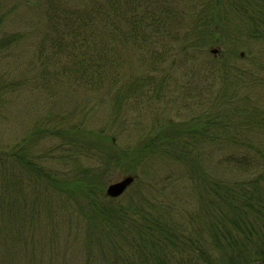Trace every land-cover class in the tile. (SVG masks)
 <instances>
[{
  "label": "trees",
  "instance_id": "1",
  "mask_svg": "<svg viewBox=\"0 0 264 264\" xmlns=\"http://www.w3.org/2000/svg\"><path fill=\"white\" fill-rule=\"evenodd\" d=\"M26 3L45 28L36 38L32 31H8L7 18L0 15V136L7 112L21 99H42L51 108L63 89L91 92L88 112L110 106L113 129L125 110L142 102L147 107L167 99L163 104L209 109L186 124L158 121L143 141L125 148L107 128H86L81 122L50 127L38 119L25 136L8 144L0 139V219H6L0 226V264H13L14 257L21 261L26 251L25 264L41 261L34 250L40 234L30 221L41 211L49 221L51 258L42 264L76 263L54 257L64 229L60 218H67L69 235L73 227L80 229L79 222L74 226L73 214H64L63 204L52 205L46 193L30 197L28 212L27 178L53 189L59 200L63 195L83 218V237L89 241L83 243L87 257L82 264H264V0H198L186 18L161 0ZM180 15L191 22L183 33L174 31ZM24 45H33L36 55L28 71L20 64L28 49ZM126 45L145 53L156 76L120 82ZM215 45L246 46L247 64L238 68L232 62L235 53L229 54L210 72L189 70L187 77L196 72L189 83L182 87L176 81L181 94H170L174 69L191 58L197 63ZM231 87L244 92L228 98ZM46 136L58 138L70 156L84 155L92 164L72 178L48 172L32 157L34 142ZM163 160L174 164L165 177L158 170ZM118 167L135 182L127 202L115 205L122 197L109 198L104 181ZM10 168L15 170L11 178ZM81 205L88 206L85 214ZM65 241L62 247L71 243Z\"/></svg>",
  "mask_w": 264,
  "mask_h": 264
},
{
  "label": "rangeland",
  "instance_id": "2",
  "mask_svg": "<svg viewBox=\"0 0 264 264\" xmlns=\"http://www.w3.org/2000/svg\"><path fill=\"white\" fill-rule=\"evenodd\" d=\"M88 1V0H86ZM162 5L164 7H169V9L177 8L184 16L185 18L188 17V14L192 4H196L198 0H161ZM84 0H70V4L72 6L79 5L83 3ZM33 5L27 4L26 0H1L0 1V15H5L7 18V21L4 23V29L8 31H32L34 32V38L37 37V33L41 34V30L45 28V26L42 28V24H38L37 20L38 18L36 15L32 12L33 11ZM180 13V14H181ZM180 15V20H181ZM179 20V21H180ZM191 22L188 19L182 18V20L178 25H175L176 30L175 32H184L186 28L190 27ZM38 26V30L36 27ZM180 29V30H179ZM36 40V39H35ZM23 48H28L23 51L22 54V60L20 62L21 69L23 71H28L31 69L29 67V63L34 60L36 61V55L33 45H24ZM161 49V47H158ZM212 48H218L221 50L217 54H212L211 49ZM223 51H228L225 55L223 54ZM259 49L257 46H253V53L255 56L258 55ZM236 55V59L232 62L235 63L238 68H243L248 61L249 57V50L246 46L244 47H222L220 45L210 46V49L204 50V53H202V59L195 63V59L191 58L189 60H185L184 63H182L179 67L177 66L173 71V78L174 84L171 86L170 94H172L174 97H176V92L180 93L182 90H178V87L176 89V81L177 86L180 85L183 87V85H186L190 82V79L193 75L196 74L193 73V75L186 76V74L189 75L188 71L191 69H196L201 72H210L212 68H217L220 63H222L225 59V57L230 58L229 54ZM243 53L242 55H240ZM123 55L125 57V62L122 67V80H125L124 82H129L132 79H135L137 77L133 76H148L150 78H153L156 76L155 73H153L150 70L149 65H147L148 61H145V53L141 50H138L134 48L132 45H126L125 49L123 51ZM225 55V56H224ZM230 64V60H229ZM34 65V64H33ZM168 64L165 65L167 68ZM206 69V70H203ZM214 73H216L215 69ZM159 78H161V75H158ZM145 80L148 78H144ZM195 82L198 81V78H194ZM218 83H222L223 81L219 79ZM230 80V79H229ZM217 83V84H218ZM217 84H215L217 86ZM212 85V84H210ZM169 88V87H167ZM221 87H218V89ZM172 90H177L175 93ZM261 90V88H260ZM215 91V89H214ZM234 92H238L237 96H240L243 94V89H237V88H229L228 89V98H230V95ZM216 93V91H215ZM91 92H89L87 89L83 88H72L69 90H61L59 94L54 97L51 108H48L45 106V103L42 99H35L33 97V101L28 98H23L19 102H17L15 105L12 106V109L10 108L9 112H7V122L3 123L2 129L4 132H2L0 139L5 144H8V142H13L16 138H21L22 136H25L27 131L34 125V122L36 120L42 121V126H50V127H58L62 126L64 124H76L78 122H81L82 126L86 128H92V129H100V128H107L110 135H115V141L117 144L121 147L125 146H132V145H138L141 141L145 139L143 137L144 135L148 134L150 130H152L157 124L158 121H169L172 120L177 123L186 124L189 121H194L196 118H202L205 116V112L209 109H202L197 107L189 106L187 109H182L181 106L174 103L169 104H163L167 99H164L160 102H155L153 106H147L146 103L142 102V104H139L137 107H131L130 109L125 110L122 115L120 116L119 122L117 121V127L116 129L109 128L110 123V106H102L88 112V105L86 104V101H88V98L91 96ZM181 94V93H180ZM59 97V98H58ZM58 98V99H57ZM57 99V100H56ZM38 102L37 104H35ZM50 116L51 119L48 120L47 117ZM126 118V122L123 121V119ZM125 123V124H124ZM83 136V135H81ZM87 138H91V135H86ZM83 141V139H82ZM203 145V144H202ZM68 147L64 146L62 147L60 145V141L58 138L55 137H43L38 138L37 141L34 142L33 145V155L32 157L39 158V165L43 166L45 170L48 172L51 171L53 173L59 174V175H66L67 177L72 178L75 173L81 169L79 172L86 167L90 166L92 163L91 161H88L84 155L74 157L73 155L70 156L68 154ZM78 158V159H77ZM76 167L78 169H76ZM137 167L139 174L143 173L142 167L140 165H135ZM12 170L14 169L10 168L9 171V177L11 178ZM158 170L160 174H162L163 177L167 176L170 172H174V164L167 160H163L161 163L158 164ZM128 173H126L124 170L120 169L118 167L117 169L111 171L107 175V179L104 181V191L107 189V187L110 184H113L124 177L127 176ZM152 174L149 172V176ZM25 176V175H23ZM29 177V176H28ZM27 178V176H26ZM28 179V178H27ZM26 179L25 183V196L27 197V205L25 206V209L30 211V197L32 195L37 196L36 194L43 195L42 193H46L48 196H46L47 199H50V203L52 205H62L65 209L63 210V213L71 212L74 218L73 225L77 222L80 224V229L76 230L75 227L70 231L69 233L68 224H67V218L63 216L60 218V222L62 223V229L59 232V241L60 244L58 246V249L56 250V257L58 259L63 258H69L72 261L76 260L75 264H82V261L85 260L86 256V248L83 245L86 241H89L83 237L82 227H84L83 218L78 215L77 211L72 206L73 210L70 208L69 204L65 201L64 196L62 195L63 199L61 198L59 200V196L54 192L53 189L47 188L43 184H40L38 182H29ZM148 178L143 177L142 181L143 183L148 182ZM2 180L0 179V185ZM14 190L10 189V193H12ZM132 190H128L126 195L121 196L120 200L118 202H115V205L118 204H125L128 199V195L131 193ZM57 198L59 201H57ZM183 198V196L178 193V199ZM72 203L76 205V202L72 199ZM42 205V204H41ZM85 206V207H83ZM81 205L79 210L85 214L87 211L88 206L87 205ZM44 212L41 211L36 218H31L30 221L34 222V226L36 225V229L38 228V232L40 235L35 237V253L38 260L43 261L46 263L48 260H50V251L49 246L47 244L48 242V235L50 232V226L49 221L46 220ZM4 222H6V219L3 220L0 219V226L4 225ZM84 230V229H83ZM75 237H78L77 243L72 242V240ZM65 238H69L71 240V243L68 244L65 247H62V245H65L67 242L65 241ZM30 255V251H26L21 258L23 260H17L16 257L15 261L12 259L11 263L13 264H25L26 261L24 259H27ZM39 261L38 264H42V262Z\"/></svg>",
  "mask_w": 264,
  "mask_h": 264
},
{
  "label": "water",
  "instance_id": "3",
  "mask_svg": "<svg viewBox=\"0 0 264 264\" xmlns=\"http://www.w3.org/2000/svg\"><path fill=\"white\" fill-rule=\"evenodd\" d=\"M212 53L216 54L217 50L213 49ZM134 182L135 178L133 176H126L123 179L110 184L106 189V195L111 199L120 198Z\"/></svg>",
  "mask_w": 264,
  "mask_h": 264
}]
</instances>
